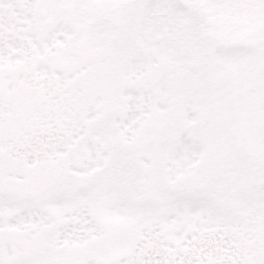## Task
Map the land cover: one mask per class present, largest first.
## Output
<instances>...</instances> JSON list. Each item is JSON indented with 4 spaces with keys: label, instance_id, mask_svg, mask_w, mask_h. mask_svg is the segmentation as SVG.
I'll use <instances>...</instances> for the list:
<instances>
[{
    "label": "snow or ice",
    "instance_id": "obj_1",
    "mask_svg": "<svg viewBox=\"0 0 264 264\" xmlns=\"http://www.w3.org/2000/svg\"><path fill=\"white\" fill-rule=\"evenodd\" d=\"M0 264H264V0H0Z\"/></svg>",
    "mask_w": 264,
    "mask_h": 264
}]
</instances>
